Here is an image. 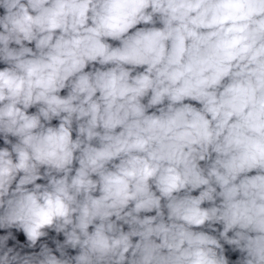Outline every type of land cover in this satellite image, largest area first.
Segmentation results:
<instances>
[{"label": "clouds", "instance_id": "1", "mask_svg": "<svg viewBox=\"0 0 264 264\" xmlns=\"http://www.w3.org/2000/svg\"><path fill=\"white\" fill-rule=\"evenodd\" d=\"M0 264H264V0H0Z\"/></svg>", "mask_w": 264, "mask_h": 264}]
</instances>
